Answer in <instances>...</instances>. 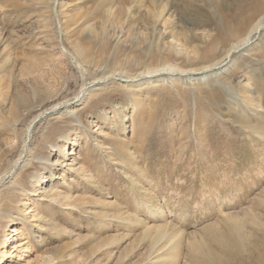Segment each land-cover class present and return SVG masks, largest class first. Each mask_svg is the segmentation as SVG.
Wrapping results in <instances>:
<instances>
[{"label": "rangeland", "instance_id": "374dc122", "mask_svg": "<svg viewBox=\"0 0 264 264\" xmlns=\"http://www.w3.org/2000/svg\"><path fill=\"white\" fill-rule=\"evenodd\" d=\"M247 5L0 0V264H264V10L224 28Z\"/></svg>", "mask_w": 264, "mask_h": 264}, {"label": "bare ground", "instance_id": "6f19581e", "mask_svg": "<svg viewBox=\"0 0 264 264\" xmlns=\"http://www.w3.org/2000/svg\"><path fill=\"white\" fill-rule=\"evenodd\" d=\"M264 10V0H248V5L247 7H244V8H240L239 12H237L236 16L234 17V24L231 23V25H228V27H224L225 29H228V31L232 34H235V35H238V31L240 30H243L247 24H249L251 21H253L252 19L254 18V15L256 13H260L261 11ZM261 20L262 18H260L259 22L254 24L253 27L251 28V32H249V34L246 36V38H244L242 40V42L239 44V45H234L230 50H229V53L230 51L233 52V51H236L237 49H241V48H244L246 45L249 44V42L251 41V36H252V33H257L259 31V29L261 28L262 26V23H261ZM258 21V20H257ZM228 53V54H229ZM207 69V68H206ZM169 70V69H168ZM150 72H152L151 70H147V71H143L141 72L140 74L138 75H144V74H150ZM160 72V71H159ZM139 73V72H138ZM157 86V84H156ZM82 91V89H81ZM84 92V91H83ZM80 94V93H79ZM42 115H45V113H41L39 115H37L30 123L29 125L27 126V135H31L32 133V130L35 126V123L38 119L41 118ZM27 141H25L24 143V152L27 151L26 150V147H27ZM24 152H22V154L20 155V157L17 159V161L14 163L13 165V169L19 167V165L23 162L24 158H25V154ZM66 164V163H65ZM65 164H63V166H65ZM8 177V176H7ZM8 179V178H7ZM5 180V176L4 177H1L0 178V183H2L3 181ZM4 183V182H3ZM3 185V184H1ZM49 192L50 193H54L55 190L53 189H49ZM14 235H18V236H21L20 238L23 239L22 243L21 241L16 244L13 248L14 249H17L18 247L21 249L23 247H27V246H24L26 245V242H28L25 237H23V233H19V229H15V232L13 233V235H11L10 237L12 238ZM6 236V235H5ZM6 240H8L7 237H5ZM7 242V241H5ZM5 253H1L0 255V260H3L5 255Z\"/></svg>", "mask_w": 264, "mask_h": 264}]
</instances>
